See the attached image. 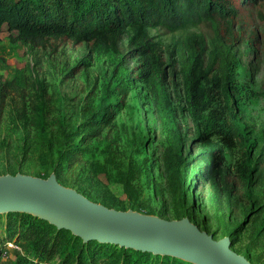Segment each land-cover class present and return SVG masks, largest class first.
<instances>
[{
	"label": "rangeland",
	"instance_id": "obj_1",
	"mask_svg": "<svg viewBox=\"0 0 264 264\" xmlns=\"http://www.w3.org/2000/svg\"><path fill=\"white\" fill-rule=\"evenodd\" d=\"M236 21L232 50L240 61V91L234 99L245 138L225 151V191L218 203L207 186L192 179L200 165L198 128L181 110L175 65L166 66L165 83L171 142L162 134L141 82L128 94L126 107L92 136L91 115L114 101V64L106 59L79 63L91 57L87 42L48 38L31 45L15 40L16 31L6 28L0 32V174L46 178L55 172L61 184L115 209L164 219L187 216L215 239L230 235L233 250L252 264H264V0L242 8ZM216 27L207 20L177 31L157 27L149 34L164 61L163 50L175 40L195 42L206 56ZM126 51L123 40L120 52ZM125 65L133 73L139 60L127 56ZM242 164L249 169L240 170ZM4 220L0 214V264H18L33 252L28 241L5 232ZM63 232L47 264H120L117 247L106 245L112 254L108 257L97 250L91 254L90 246ZM148 259L152 264L161 261Z\"/></svg>",
	"mask_w": 264,
	"mask_h": 264
},
{
	"label": "trees",
	"instance_id": "obj_2",
	"mask_svg": "<svg viewBox=\"0 0 264 264\" xmlns=\"http://www.w3.org/2000/svg\"><path fill=\"white\" fill-rule=\"evenodd\" d=\"M259 1L0 0V32L4 28L16 31L15 40L31 45H42L48 38L87 42L91 57L85 56L79 63L92 65L94 61L106 59L114 64L112 78L115 83L111 89L114 101L91 115L92 136L99 135L114 120L116 113L126 107L128 94L141 82L159 128L167 141L171 142L173 128L165 83L166 66L175 65L180 82L177 87L174 85L177 88L174 90L178 92L179 86L181 110L190 116L198 128L195 142L199 147L196 159L200 165L192 179L199 186H207L213 200L218 203L225 191L222 184L225 151L242 143L245 138L234 99V95L240 91L236 79L240 61L232 50L236 20L242 8L256 5ZM207 20L216 22L217 27L212 47L206 56L201 54L195 42L175 40L163 50V61L160 49L149 34L150 29L162 27L177 31ZM123 40L127 42L126 54L120 52ZM127 56L138 58L137 71L132 73L127 69ZM3 112L4 102L0 95V121ZM240 167L243 171L249 169L244 164ZM0 214L5 215V232L28 241L32 249L33 255L21 259L18 264H47L56 252L61 232L64 233L66 229H59L25 212ZM72 235L79 238L85 247L90 246L91 254L97 250L108 257L112 254L106 245L117 247L120 264H152L149 256L160 257L159 264L184 261L169 255L120 247L110 242L94 239L83 241ZM244 256L250 261L249 257Z\"/></svg>",
	"mask_w": 264,
	"mask_h": 264
},
{
	"label": "water",
	"instance_id": "obj_3",
	"mask_svg": "<svg viewBox=\"0 0 264 264\" xmlns=\"http://www.w3.org/2000/svg\"><path fill=\"white\" fill-rule=\"evenodd\" d=\"M25 212L71 231L83 241L177 257L192 264H252L232 249L229 236L215 239L187 216L108 207L61 184L55 172L46 178L16 172L0 174V213Z\"/></svg>",
	"mask_w": 264,
	"mask_h": 264
}]
</instances>
